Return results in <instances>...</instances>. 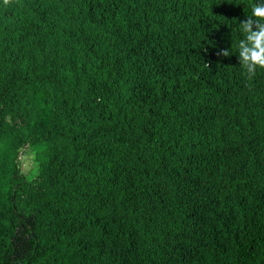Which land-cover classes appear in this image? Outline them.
I'll return each instance as SVG.
<instances>
[{
  "label": "trees",
  "instance_id": "trees-1",
  "mask_svg": "<svg viewBox=\"0 0 264 264\" xmlns=\"http://www.w3.org/2000/svg\"><path fill=\"white\" fill-rule=\"evenodd\" d=\"M253 2L0 0V264H264Z\"/></svg>",
  "mask_w": 264,
  "mask_h": 264
},
{
  "label": "clouds",
  "instance_id": "clouds-1",
  "mask_svg": "<svg viewBox=\"0 0 264 264\" xmlns=\"http://www.w3.org/2000/svg\"><path fill=\"white\" fill-rule=\"evenodd\" d=\"M238 31L241 38L236 43V54L246 76L251 78L257 69H264V0H254ZM223 55H230V51Z\"/></svg>",
  "mask_w": 264,
  "mask_h": 264
},
{
  "label": "rangeland",
  "instance_id": "rangeland-1",
  "mask_svg": "<svg viewBox=\"0 0 264 264\" xmlns=\"http://www.w3.org/2000/svg\"><path fill=\"white\" fill-rule=\"evenodd\" d=\"M22 162H23L24 173L29 179H33L37 174L38 165L33 161L32 155L26 154L22 158Z\"/></svg>",
  "mask_w": 264,
  "mask_h": 264
}]
</instances>
